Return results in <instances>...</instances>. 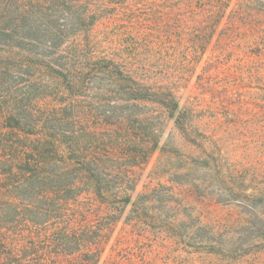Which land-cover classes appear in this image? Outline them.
Segmentation results:
<instances>
[{
    "label": "rangeland",
    "instance_id": "1",
    "mask_svg": "<svg viewBox=\"0 0 264 264\" xmlns=\"http://www.w3.org/2000/svg\"><path fill=\"white\" fill-rule=\"evenodd\" d=\"M0 264H264V0H0Z\"/></svg>",
    "mask_w": 264,
    "mask_h": 264
}]
</instances>
